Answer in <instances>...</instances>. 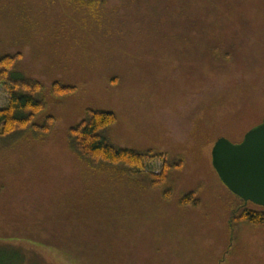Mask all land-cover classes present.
<instances>
[{
    "label": "rangeland",
    "instance_id": "374dc122",
    "mask_svg": "<svg viewBox=\"0 0 264 264\" xmlns=\"http://www.w3.org/2000/svg\"><path fill=\"white\" fill-rule=\"evenodd\" d=\"M5 52L44 85L40 117L55 125L0 145V261L264 264V229L232 227L235 197L210 155L264 122V0H0ZM53 82L76 90L53 98ZM89 108L115 113L102 134L113 146L183 158L170 199L70 151L68 128ZM195 189L200 207L180 205Z\"/></svg>",
    "mask_w": 264,
    "mask_h": 264
},
{
    "label": "trees",
    "instance_id": "16d2710c",
    "mask_svg": "<svg viewBox=\"0 0 264 264\" xmlns=\"http://www.w3.org/2000/svg\"><path fill=\"white\" fill-rule=\"evenodd\" d=\"M88 1H97L102 5L108 2V0ZM21 58L20 52L0 54V83L8 95L7 104L0 108V145L9 144L25 135H31L34 139L43 138L50 134L55 125L53 116L40 117L47 106L44 85L35 78L15 74L14 70ZM75 90L74 86L60 82H53L49 86V94L53 98H62L74 93ZM116 121L114 112L86 109L84 117L68 128L67 141L70 151L91 169L97 171L104 169L109 174L138 182L144 188H161L163 199H170L173 194L171 172L183 168V158H170V153L153 148L136 150L113 146L103 139L102 134ZM156 158L162 159L160 172L144 170V163ZM231 194L235 197L231 216L234 225L232 227L237 228L239 224L247 223L264 229V208ZM179 204L193 208L200 207L198 190L182 193ZM247 204L257 208H250ZM21 260L17 253H14L8 263L2 260L0 264H20Z\"/></svg>",
    "mask_w": 264,
    "mask_h": 264
},
{
    "label": "water",
    "instance_id": "95a60500",
    "mask_svg": "<svg viewBox=\"0 0 264 264\" xmlns=\"http://www.w3.org/2000/svg\"><path fill=\"white\" fill-rule=\"evenodd\" d=\"M210 155L218 177L231 193L264 208V122L238 143L217 138Z\"/></svg>",
    "mask_w": 264,
    "mask_h": 264
}]
</instances>
